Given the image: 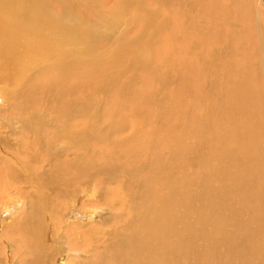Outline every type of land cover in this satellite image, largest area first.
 <instances>
[{"label": "bare ground", "instance_id": "bare-ground-1", "mask_svg": "<svg viewBox=\"0 0 264 264\" xmlns=\"http://www.w3.org/2000/svg\"><path fill=\"white\" fill-rule=\"evenodd\" d=\"M179 1L0 0V264H264V25Z\"/></svg>", "mask_w": 264, "mask_h": 264}, {"label": "rangeland", "instance_id": "rangeland-1", "mask_svg": "<svg viewBox=\"0 0 264 264\" xmlns=\"http://www.w3.org/2000/svg\"><path fill=\"white\" fill-rule=\"evenodd\" d=\"M38 0H36V2H37ZM62 0H44V4L46 3L47 5H49V6H51V7H53V8H55V9H58L59 7H60V2H61ZM180 2L181 1H179V0H177V5H179L180 4ZM250 3L251 4H253V6H254V8L256 9L255 11H256V18H257V21H259L260 19H261V22H262V25H264V10H263V8H262V6H261V2H260V0H251L250 1ZM77 6V9L79 10V11H81L82 13H85V10L83 9V7L81 6V5H76ZM100 10H102V9H100ZM108 13H110V12H108ZM107 13V14H108ZM129 13V12H128ZM112 14H114V13H112ZM85 15H87V14H85ZM131 16V15H130ZM129 17V16H128ZM260 17V18H259ZM141 26V24H138V25H135L134 26V30L132 31V34L131 35H135L136 33H137V31L138 30H140V26ZM122 26V25H121ZM121 26H119L118 28V30H126V27L125 26H122V28H121ZM102 27L103 26H100V28H99V26H97V27H95V29H99V31H104V29H102ZM124 27V28H123ZM139 27V28H138ZM264 27V26H263ZM137 28V29H136ZM257 29H259V28H257V26H256V30ZM262 31H260V30H257L258 31V33L260 34V35H262V38L264 39V28H260ZM76 31H80V30H78V29H76ZM261 32V33H260ZM107 41H103L102 43H97V44H95L94 46H92V49H93V51H94V53L95 52H98L102 47H104L105 45H107ZM162 47V45L161 44H159V45H156V48H157V50H159L160 48ZM158 59H160V55H159V53H158V56H157V60L155 61V62H158L159 63V60ZM18 186V185H17ZM18 188H21L22 189V186H18ZM25 199V198H24ZM95 201H97V200H91L87 205L88 206H90V207H87L85 210H87L88 208L89 209H91V208H95L94 206L96 205L97 206V204H99V203H96V204H94V202ZM97 207H99V206H97ZM83 209L84 208H82V210H81V212H83ZM90 218H93L94 219V217H90ZM80 219V218H79ZM78 219V220H79ZM79 221H81V220H79ZM82 222H85V223H87L88 221H82ZM56 238H58V236H56ZM8 240V239H7ZM10 241H12V239H10ZM0 249H3V247H1L0 246ZM20 252H21V250H20ZM20 252H17V251H14L13 252V258H14V260H13V264H22L21 263V259H22V255L20 254ZM2 253H3V250H1L0 251V257L2 256ZM15 255H17V258H15L16 256ZM10 256V255H9ZM57 256V255H56ZM21 258V259H20ZM24 258H25V256H24ZM20 259V260H19ZM57 258H55V260H56ZM23 260V259H22ZM19 261V262H18ZM23 262V261H22ZM11 264V263H10Z\"/></svg>", "mask_w": 264, "mask_h": 264}]
</instances>
